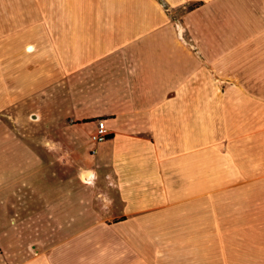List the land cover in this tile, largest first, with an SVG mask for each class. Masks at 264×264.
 I'll list each match as a JSON object with an SVG mask.
<instances>
[{
	"label": "crops",
	"instance_id": "obj_1",
	"mask_svg": "<svg viewBox=\"0 0 264 264\" xmlns=\"http://www.w3.org/2000/svg\"><path fill=\"white\" fill-rule=\"evenodd\" d=\"M92 1L0 0V264H264V7ZM31 79L95 82L68 140Z\"/></svg>",
	"mask_w": 264,
	"mask_h": 264
},
{
	"label": "rangeland",
	"instance_id": "obj_2",
	"mask_svg": "<svg viewBox=\"0 0 264 264\" xmlns=\"http://www.w3.org/2000/svg\"><path fill=\"white\" fill-rule=\"evenodd\" d=\"M161 2L162 1H160L161 7L166 12L168 11L169 14H171V17L175 22L180 11H174L175 13H173L170 11L169 6L165 2ZM91 3L95 5L96 1L93 0ZM255 5L258 8H262L264 7V2L262 0H255ZM32 6L33 4L31 0V7ZM243 7H247L246 4H243ZM1 68L4 70L5 66H0V69ZM34 68V66H30L31 70H34ZM94 83L84 81H51L38 79H31L25 82L15 81L14 120H21L19 119L21 116V97L18 96L19 93L16 90H20L24 86L29 89L30 108L28 112V121L30 124L29 129L31 135L36 131L38 116H42V121L45 122L47 126L48 124L53 125L54 123L56 126L60 125L62 128V137L63 139L64 137L67 139L71 135L69 130L73 125L89 120L86 117L89 116L87 115L89 113H85L86 107L88 106L83 99L86 97L87 84L92 86ZM93 93L101 94V90L93 91ZM99 101L100 97H98L97 103ZM95 102L92 101L90 103V107L94 106ZM63 148L65 149L64 153L69 152V146L67 144L63 145Z\"/></svg>",
	"mask_w": 264,
	"mask_h": 264
},
{
	"label": "built area",
	"instance_id": "obj_3",
	"mask_svg": "<svg viewBox=\"0 0 264 264\" xmlns=\"http://www.w3.org/2000/svg\"><path fill=\"white\" fill-rule=\"evenodd\" d=\"M111 136L109 129L106 126L104 119H98L94 130L90 134V139L93 143L100 144L107 141Z\"/></svg>",
	"mask_w": 264,
	"mask_h": 264
},
{
	"label": "trees",
	"instance_id": "obj_4",
	"mask_svg": "<svg viewBox=\"0 0 264 264\" xmlns=\"http://www.w3.org/2000/svg\"><path fill=\"white\" fill-rule=\"evenodd\" d=\"M190 9H192V7Z\"/></svg>",
	"mask_w": 264,
	"mask_h": 264
}]
</instances>
